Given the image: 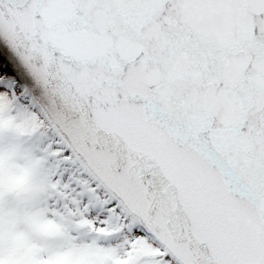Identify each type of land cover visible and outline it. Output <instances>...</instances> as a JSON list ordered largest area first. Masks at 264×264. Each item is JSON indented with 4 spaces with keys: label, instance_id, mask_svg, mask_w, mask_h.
<instances>
[{
    "label": "snow or ice",
    "instance_id": "6c2138e0",
    "mask_svg": "<svg viewBox=\"0 0 264 264\" xmlns=\"http://www.w3.org/2000/svg\"><path fill=\"white\" fill-rule=\"evenodd\" d=\"M0 264H264V0H0Z\"/></svg>",
    "mask_w": 264,
    "mask_h": 264
}]
</instances>
